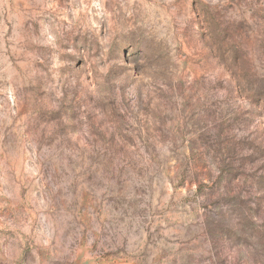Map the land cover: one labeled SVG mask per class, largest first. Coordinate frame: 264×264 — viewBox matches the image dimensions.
<instances>
[{"label": "rangeland", "instance_id": "obj_1", "mask_svg": "<svg viewBox=\"0 0 264 264\" xmlns=\"http://www.w3.org/2000/svg\"><path fill=\"white\" fill-rule=\"evenodd\" d=\"M0 264H264V0H0Z\"/></svg>", "mask_w": 264, "mask_h": 264}]
</instances>
